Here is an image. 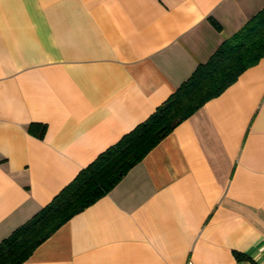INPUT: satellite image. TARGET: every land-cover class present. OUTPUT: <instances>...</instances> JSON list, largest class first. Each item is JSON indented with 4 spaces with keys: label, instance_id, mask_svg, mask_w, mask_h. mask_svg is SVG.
<instances>
[{
    "label": "crops",
    "instance_id": "obj_1",
    "mask_svg": "<svg viewBox=\"0 0 264 264\" xmlns=\"http://www.w3.org/2000/svg\"><path fill=\"white\" fill-rule=\"evenodd\" d=\"M263 7L0 0V241ZM190 261L264 264V56L22 264Z\"/></svg>",
    "mask_w": 264,
    "mask_h": 264
},
{
    "label": "trees",
    "instance_id": "obj_2",
    "mask_svg": "<svg viewBox=\"0 0 264 264\" xmlns=\"http://www.w3.org/2000/svg\"><path fill=\"white\" fill-rule=\"evenodd\" d=\"M264 56V7L200 63L156 110L101 152L52 200L0 241V264H22L75 214L109 192L178 124ZM33 126V125H32ZM40 136L45 125L40 124ZM239 258H248L238 253Z\"/></svg>",
    "mask_w": 264,
    "mask_h": 264
},
{
    "label": "built area",
    "instance_id": "obj_3",
    "mask_svg": "<svg viewBox=\"0 0 264 264\" xmlns=\"http://www.w3.org/2000/svg\"><path fill=\"white\" fill-rule=\"evenodd\" d=\"M188 264H194L192 261H190Z\"/></svg>",
    "mask_w": 264,
    "mask_h": 264
}]
</instances>
